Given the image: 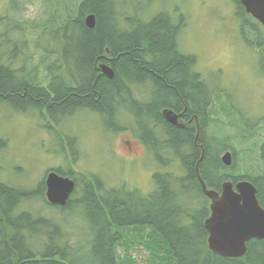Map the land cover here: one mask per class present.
Wrapping results in <instances>:
<instances>
[{
    "label": "trees",
    "instance_id": "16d2710c",
    "mask_svg": "<svg viewBox=\"0 0 264 264\" xmlns=\"http://www.w3.org/2000/svg\"><path fill=\"white\" fill-rule=\"evenodd\" d=\"M44 1L48 4L45 18L22 22L28 23V28L9 16L0 19L7 21L8 33L18 30L24 34L18 38L7 32L2 35L9 37L11 50L0 52V103L19 110L37 109L48 121L56 122L58 117L85 107L99 113L103 108L114 111L118 100L129 107L130 99L126 97L132 95L131 83L153 80L159 84L149 88L155 99L147 105L143 101L142 107L176 109L184 102L188 119L197 115L202 120L196 138L194 121L193 128L184 130L163 125L174 138L172 156H179L183 174L156 173V187L149 194L105 190L97 176H90H94L96 190L87 185L75 201L87 209L83 226L89 239L82 241L88 247L89 258L80 257L81 248L69 241L64 225L47 218L32 219L30 211H20L24 197L36 192L27 194L0 182V264H138L132 256L121 255L123 248L136 240L137 245L148 250L149 264H264L263 239H250L242 257H222L209 250L204 227L210 213L209 199L202 193L196 174L197 164L207 188L217 191L224 181L247 179L256 187L257 199L264 208V133L258 132V123L264 117L248 123L241 112L228 105L229 101L221 100L223 90L212 92L208 88L194 70L195 56L180 50L178 34L182 24L168 12H158L144 22L138 18L139 13L131 17L119 10L127 0ZM10 2L16 3L11 5L13 11L19 8L16 0ZM91 13L95 17L93 28L85 24L86 15ZM234 13L240 36L261 53L264 61V25L245 11L240 0H234ZM26 34L36 35L35 40L28 41ZM41 38L46 39L43 44ZM59 40L61 46L56 50L54 42ZM34 51L39 52L36 60ZM16 55L20 59L12 67ZM100 62L113 69L112 78L99 73ZM39 71H43L42 75ZM122 80L129 87L121 86ZM162 80L168 86L160 87ZM212 115L219 117L212 119ZM157 117L154 121H161ZM142 118L148 120V116ZM214 120L223 126L226 123L230 129L220 127L222 135L210 132L209 123ZM178 136L188 144L187 150L177 149ZM234 139L250 144L247 151L254 157L247 158L255 164L245 167L246 156L241 157ZM226 151L231 152L229 166L221 160ZM56 171L69 175L64 169ZM70 175L75 177L74 173ZM70 201L59 208H68ZM43 222L42 228H34ZM39 233L46 240L36 243Z\"/></svg>",
    "mask_w": 264,
    "mask_h": 264
},
{
    "label": "rangeland",
    "instance_id": "374dc122",
    "mask_svg": "<svg viewBox=\"0 0 264 264\" xmlns=\"http://www.w3.org/2000/svg\"><path fill=\"white\" fill-rule=\"evenodd\" d=\"M16 2L19 8L13 11L11 5L16 3L0 0V19L9 16L23 24L22 22L42 21L45 18L48 4L44 0H16ZM28 4H38L39 7L29 9L26 7ZM119 10L131 17L139 13L138 18L144 22L149 21L158 12H168L174 20L182 24L178 34L180 50L195 56V68L207 85L223 90L221 100L229 101L228 105L241 112L248 123L253 118L264 117L263 56L256 49L250 48L240 36L239 21L234 13V0H131L130 2L127 0L119 6ZM120 21L122 25L125 24L123 18ZM23 25L28 28L29 24ZM6 28H8L7 21L0 20V52L11 50L9 37H2L7 32ZM8 34L12 38H18L22 33L15 30ZM26 36L28 41L29 39L34 41L36 37L31 34ZM45 40L41 38L40 42L43 44ZM54 45L56 50L59 49L60 40L55 41ZM34 52L36 53L33 59L36 60L39 52ZM16 56L12 67H16L17 60L20 59ZM39 72L42 75L43 71ZM130 88L134 92H140V95H149L148 86L142 85L137 88L131 83ZM36 110L29 107L19 110L0 103V140L3 141V144H0V182L14 186L27 194L36 192L32 196L24 197L25 199L19 204L20 211H30L32 219L40 218L45 221L43 218H47L53 223L64 225L63 232L68 233L69 241L72 240V245L81 248L80 257L89 258L88 247L82 241L89 239L88 230L83 226L87 209L81 204L78 206L75 202L81 197L80 187L85 185L88 175L97 176L105 185L116 182L121 172L117 170V158L111 144L116 139L119 140V137L132 138L127 131L114 135L106 129L103 118L87 109H79L72 115L58 117L57 123L48 121V118L38 111L37 113ZM220 116L224 117V115ZM218 117L211 116L212 119ZM125 118V125L132 128L127 112ZM258 125V132L264 133V120ZM209 126V131L218 135H222L220 127L225 126V129H230L226 123L223 126L215 120L211 121ZM51 127H55L56 130ZM234 142L241 157L246 156L245 167L255 164L253 160L247 158L248 155L254 157V154L247 151L250 144L237 142V139H234ZM114 148L125 154L119 143ZM66 149H68L67 154ZM71 156L77 157L75 162H71L72 158L69 161ZM238 161L244 164L240 159ZM179 162L178 155L172 156V161L165 167L155 166L154 163L147 161L139 169L123 171L130 172L129 176L125 173L124 179L127 182L136 181L138 191L147 195L155 188L148 180L150 171L156 169L181 176L183 169ZM61 164L65 171L70 166L73 167L79 187L72 194L70 205L65 209L55 206L57 204H53L55 207L48 205L39 194L45 171ZM16 211L19 214L20 211ZM44 223L34 228L39 230ZM42 233L37 235L36 243L46 240ZM136 242L137 240L125 246L121 255L132 256L138 264H149L148 250L142 244L137 245ZM74 249V247L69 249V252L72 253Z\"/></svg>",
    "mask_w": 264,
    "mask_h": 264
},
{
    "label": "water",
    "instance_id": "95a60500",
    "mask_svg": "<svg viewBox=\"0 0 264 264\" xmlns=\"http://www.w3.org/2000/svg\"><path fill=\"white\" fill-rule=\"evenodd\" d=\"M245 11L259 23L264 25V0H240ZM85 24L89 28L95 25L94 14L85 17ZM108 53V49H106ZM100 74L112 78L113 69L106 63L98 64ZM162 114L172 123H182L178 115L170 108H164ZM224 165L231 164V152L226 151L221 156ZM196 174L202 193L210 200V213L204 221L208 233L207 244L210 251L222 257L237 258L246 253L247 242L250 239L264 240V208L257 199V189L249 180L233 183L230 180L221 184L220 191L207 188L205 182ZM46 198L49 203L64 205L74 190V181L56 171H51L45 177Z\"/></svg>",
    "mask_w": 264,
    "mask_h": 264
},
{
    "label": "flooded vegetation",
    "instance_id": "af4514ba",
    "mask_svg": "<svg viewBox=\"0 0 264 264\" xmlns=\"http://www.w3.org/2000/svg\"><path fill=\"white\" fill-rule=\"evenodd\" d=\"M194 70L198 72L196 68ZM120 83L121 86L123 87L127 86V82L124 80L120 81ZM161 83L162 84H160V87L162 85L168 86V83L165 80H162ZM140 85L141 86L143 85V87L148 86L149 88H151V87H156L159 84L153 80H143V81L135 82V87L139 88L141 87ZM127 87H129V85ZM208 88H210L212 92H215L216 90L217 91L220 90L218 87L215 86L213 88L208 86ZM148 91H149V95L144 97L140 95V92H134L129 89V92H131L132 95L128 97L125 96L126 98L130 99L129 101H127V105H129V107L125 106V101L121 102L120 100H118L117 104H115L114 111H110V109L108 108L106 109L103 108V112L99 113L97 111L90 110L86 107L84 108L96 113V115L103 118L104 121L106 122L105 124L106 129L110 132H113L114 135L119 134L120 132L127 131L129 133V136L132 138V139L130 138L123 139L122 137H119L120 138L119 140L116 139L115 142L111 144V146L113 147L112 151L115 153V157L117 158V170L121 173L119 175L120 177L118 178V180L113 184L105 185L101 180L103 188H105V190L107 189V190H116V191H120V190L138 191L139 189L136 187V181L127 182V180L124 179L125 173L129 176L130 172L128 171L123 172V171L139 169L142 166H144V164L147 161H149L150 163H154L155 166L161 165L165 167L166 165L170 164L169 162L172 161L174 138L172 137L171 133H169V130L167 133L163 125L169 124L172 127L178 128L180 130H184L188 128H193L191 126V122L194 121V129L192 130L195 133V138L199 134V130H200L199 120L201 122L202 119H199L197 115H194L190 119H188L187 108L184 102H181L182 104L181 107H177L176 109L167 106L161 107L158 110L150 109V107H142L141 104L144 103L143 101H145L146 102L145 105H147L155 99V97L152 94H150L151 91L150 90ZM148 91L146 92L148 93ZM164 108L172 109L178 115V120L181 121L182 123H179L178 121L177 124H172L168 122L162 114V110ZM126 112L129 114L130 117L129 121L131 122L132 128L125 125L124 120L126 119L125 118ZM157 115L160 116L161 118V121L159 120L160 123L155 122L153 119V118L157 119L158 118ZM143 116H148V120L146 121L145 118H142ZM51 129L56 130L55 127H51ZM177 139H178V142L176 143L177 149H179L182 152L189 148L188 144L185 143L186 141L183 140L182 136H178ZM118 143L121 146V148L123 147L125 154L120 153L114 148V146L116 147L118 146ZM194 144L196 147L199 148L198 146L199 143L196 141V139ZM67 150L68 149H66V154H67ZM73 154H75L74 151ZM71 158L73 161H71ZM76 158H77L76 156H71L69 158V161L75 162ZM179 163H181V161ZM62 166L63 165L61 164L60 166H54L49 168L47 171H45V175L43 177L42 187L40 189L41 195L43 199H45V202L51 206L54 205L49 203L46 199L45 177L51 171L62 169ZM73 171L75 170L73 169L72 166H70L68 170L65 171L69 175H63L56 171L59 175L69 177L74 181V190L70 194L69 199L71 198L72 194L77 190V188H79L77 178L70 175L71 173H73ZM156 173L167 174L169 172H161L156 169L154 171L153 170L150 171L148 180H150L151 184L154 185L155 187H156V183L154 180V175ZM90 176L91 175L86 177V183L83 187H80L81 190L85 189L87 185H89L90 188L93 187V189L96 190V184L93 179L94 176L93 177ZM69 199L67 200V202L69 201ZM55 206L61 207L60 205H55Z\"/></svg>",
    "mask_w": 264,
    "mask_h": 264
},
{
    "label": "clouds",
    "instance_id": "9594fccd",
    "mask_svg": "<svg viewBox=\"0 0 264 264\" xmlns=\"http://www.w3.org/2000/svg\"><path fill=\"white\" fill-rule=\"evenodd\" d=\"M26 7H28L29 9H35V8H38L39 5L38 4H28L26 5Z\"/></svg>",
    "mask_w": 264,
    "mask_h": 264
},
{
    "label": "bare ground",
    "instance_id": "6f19581e",
    "mask_svg": "<svg viewBox=\"0 0 264 264\" xmlns=\"http://www.w3.org/2000/svg\"><path fill=\"white\" fill-rule=\"evenodd\" d=\"M196 168H197V164H196ZM244 180H247V179H244Z\"/></svg>",
    "mask_w": 264,
    "mask_h": 264
}]
</instances>
